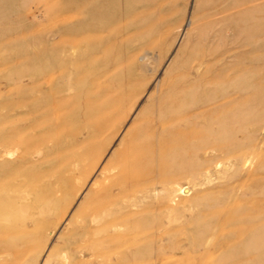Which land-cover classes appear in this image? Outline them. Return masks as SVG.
I'll return each instance as SVG.
<instances>
[{"label": "rangeland", "instance_id": "obj_1", "mask_svg": "<svg viewBox=\"0 0 264 264\" xmlns=\"http://www.w3.org/2000/svg\"><path fill=\"white\" fill-rule=\"evenodd\" d=\"M0 264H264V0H0Z\"/></svg>", "mask_w": 264, "mask_h": 264}]
</instances>
